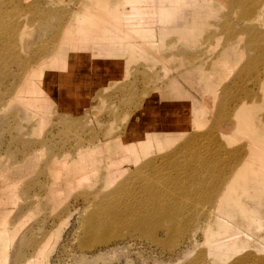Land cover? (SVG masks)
<instances>
[{
	"label": "rangeland",
	"instance_id": "1",
	"mask_svg": "<svg viewBox=\"0 0 264 264\" xmlns=\"http://www.w3.org/2000/svg\"><path fill=\"white\" fill-rule=\"evenodd\" d=\"M102 2L0 0V264H264V12Z\"/></svg>",
	"mask_w": 264,
	"mask_h": 264
},
{
	"label": "bare ground",
	"instance_id": "2",
	"mask_svg": "<svg viewBox=\"0 0 264 264\" xmlns=\"http://www.w3.org/2000/svg\"><path fill=\"white\" fill-rule=\"evenodd\" d=\"M100 1V3H103L102 2V0H98V2ZM107 1V0H106ZM137 0H124V2H126V3H124V4H128V5H130V4H134V2H136ZM139 1V0H138ZM165 1V0H164ZM205 1V0H204ZM217 1H219V2H222L223 4H225V5H223V6H225V7H229V6H231V7H235V8H237V11L238 12H240L239 13V15H237V17H238V19L239 20H242V21H246V22H249L250 20H257L258 19V17L264 12V0H217ZM171 1H168V3H169V5L170 4H173V3H170ZM105 3V2H104ZM104 3H103V5H104ZM200 3V2H199ZM207 3V1L205 2V4ZM100 5V4H99ZM102 5V4H101ZM102 5V6H103ZM201 6H202V3H201ZM132 7V6H131ZM130 7V8H131ZM135 7V6H134ZM203 7V6H202ZM130 8H129V10H130ZM128 9V8H127ZM132 9H133V7H132ZM177 10V9H176ZM180 10V9H179ZM98 11V10H97ZM158 11V10H157ZM173 11V10H172ZM171 11V12H172ZM99 12V11H98ZM170 12V13H171ZM180 12V11H179ZM127 15L129 14V13H127V12H125ZM125 13H123V14H120V15H124ZM137 13V12H136ZM160 13H162V12H160ZM160 13H158L159 15H161ZM175 13V12H174ZM182 13V12H181ZM111 14V13H110ZM131 14H132V12H131ZM133 14H134V12H133ZM138 14H141V13H138ZM145 14H149V12H146ZM151 14V13H150ZM157 14V15H158ZM164 14V17H165V13H163ZM167 14V13H166ZM119 15V16H120ZM154 15H155V13H154ZM172 15V14H171ZM171 15H170V17H171ZM173 15H175V14H173ZM125 16V15H124ZM138 16H141V15H138ZM149 16V15H148ZM195 16V15H194ZM193 16V17H194ZM127 17V16H126ZM143 17H145V16H143ZM174 17V16H173ZM141 18V17H140ZM161 18V17H160ZM159 18V19H160ZM172 18V17H171ZM102 19H103V17H102ZM142 19V18H141ZM147 19H148V17H147ZM146 19V20H147ZM168 19H169V17H168ZM168 19H166V20H168ZM72 20V19H71ZM100 20V19H99ZM104 21V20H103ZM124 21V20H123ZM138 21H139V19H138ZM137 21V22H138ZM160 21H161V19H160ZM98 20L96 21V24H97V26L101 23V21L99 22V24H98ZM124 22H126V19H125V21ZM166 22H168V21H166ZM99 28V27H98ZM96 30H97V28H96ZM68 33V32H67ZM77 40V39H76ZM64 41V40H63ZM63 41H62V43H63ZM66 41H67V39H66ZM69 41H71V40H69ZM68 41V42H69ZM65 42V41H64ZM67 42V43H68ZM64 45V44H63ZM101 50V49H100ZM92 66H93V64H92ZM94 66H95V64H94ZM97 67V66H96ZM95 67V68H96ZM93 68V67H92ZM36 71H39V70H36ZM128 137V136H127ZM145 149V148H144ZM146 151V150H145ZM137 157V156H136ZM134 158V157H133ZM138 158V157H137ZM134 161V160H133ZM136 162V161H135ZM134 163V162H133ZM135 164V163H134ZM255 173V172H254ZM260 175H263V171L261 170L260 172ZM262 187H264V186H262ZM261 189H263V188H261ZM225 190L226 189H224V190H222V192L219 194V196L222 198V197H226L227 199L226 200H228V201H230V197H228V192H225ZM226 194V195H225ZM221 198H218L216 201H217V205H219V204H221L222 203V200H221ZM167 206V205H166ZM164 208V207H163ZM237 208V207H236ZM156 209H157V207H156ZM161 209V208H160ZM243 209V208H242ZM158 210V209H157ZM157 214V213H156ZM240 214H241V216L243 217V218H246L247 220H249V221H247V223H245V224H248V226H250L251 224H253V219H252V217H251V214H250V212H246V211H240ZM155 215V214H154ZM165 215V214H164ZM168 216V215H167ZM162 217H163V215H162ZM164 218H166V217H164ZM223 220V219H222ZM170 221H172V220H170ZM226 223V224H225ZM229 223V222H228ZM227 223V221H226V219H224L223 220V222L219 225V227H218V229L216 230H212V229H210V227L209 226H206V228H207V230H206V235H207V240H208V242H210V249H211V251L210 252H214V253H216L215 255H218L219 254V256L220 257H223V256H228L227 254L228 253H235L236 251H238L237 249H238V244L240 243L239 241H238V239H237V236H238V234H239V228L237 229V228H235L234 230H230L229 228H231V227H229V226H231L230 224H228ZM250 224V225H249ZM237 248V249H236ZM236 249V250H235ZM240 249V248H239ZM231 256V255H230ZM225 258V257H224Z\"/></svg>",
	"mask_w": 264,
	"mask_h": 264
}]
</instances>
